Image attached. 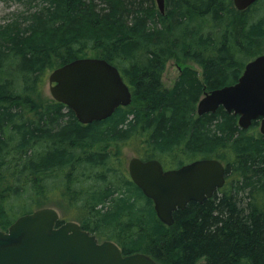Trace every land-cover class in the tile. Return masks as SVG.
<instances>
[{
  "label": "trees",
  "instance_id": "trees-1",
  "mask_svg": "<svg viewBox=\"0 0 264 264\" xmlns=\"http://www.w3.org/2000/svg\"><path fill=\"white\" fill-rule=\"evenodd\" d=\"M14 1L24 11L0 25V229L42 207L37 200L61 196L78 202L89 225L118 222L124 255L144 253L157 264H264L258 121L247 130L222 107L196 113L205 92L234 84L260 55L264 0L244 11L232 0H164L163 13L155 0ZM87 57L116 67L132 102L81 124L44 86L48 72ZM172 58L197 64L201 76L184 67L163 89ZM124 145L168 169L217 159L225 185L175 211L166 226L131 181Z\"/></svg>",
  "mask_w": 264,
  "mask_h": 264
},
{
  "label": "water",
  "instance_id": "water-1",
  "mask_svg": "<svg viewBox=\"0 0 264 264\" xmlns=\"http://www.w3.org/2000/svg\"><path fill=\"white\" fill-rule=\"evenodd\" d=\"M155 1L163 13L164 0ZM256 1L232 0L238 11ZM47 82L51 98L69 108L82 124L102 121L131 103V92L119 71L102 59H76L51 71ZM219 107L237 115L241 129L258 121L264 135V54L247 62L234 84L205 92L196 112L199 116L214 113ZM127 170L166 226L173 224L175 211L211 198L225 183V169L217 159L164 170L156 159L134 156ZM59 218L55 209L45 207L19 216L7 230L0 229V264H157L144 253L124 255L117 244L99 242L74 221L57 225Z\"/></svg>",
  "mask_w": 264,
  "mask_h": 264
},
{
  "label": "rangeland",
  "instance_id": "rangeland-1",
  "mask_svg": "<svg viewBox=\"0 0 264 264\" xmlns=\"http://www.w3.org/2000/svg\"><path fill=\"white\" fill-rule=\"evenodd\" d=\"M23 11L24 9L21 7V5H19L14 0H0V25H4L8 23L13 18H15L16 15H19ZM258 52L260 55H263L264 46L263 47L260 46V48L257 50V53ZM184 67H190L191 69L196 70L198 75L201 76V68L197 64L190 62L189 60L186 61L184 64H180L178 60L172 58L168 60L165 70L162 74V77H161L162 88L163 89L170 88L175 82V80L178 78L180 72L182 71ZM50 73L51 72H48L46 74V77H45L46 84L44 86V94L45 96H49V97L51 96L49 93L47 77ZM256 128H257L256 131L260 133L259 123ZM132 148L133 146L131 145H128V146L124 145V147L122 148V154L127 158V162L129 158L134 157V153L131 152ZM162 167L165 170H168L169 168V166H165V165H162ZM75 188L78 189V193H79L80 191L79 187L75 186ZM72 190L75 191L74 186H72ZM48 201L49 202L47 201L41 202L40 200H37L35 205H37L36 207L43 205L42 207H39L37 209L45 208V207H50V208L55 209L60 216V224L67 222V221H74L81 226L82 224L86 223L90 227V229H93L95 231L92 234H94L99 241H111L121 247V240H122L120 239L121 235L115 229V226L118 222L109 223L108 221H104V224L103 223L98 224L96 222H91L89 225V223L85 222V219H83L84 213H80L78 212V210H76L75 206H78V202L77 203L74 202L73 199L69 200L68 197L57 196V197L50 198ZM144 204L145 203H143L142 201L140 202V204H138V206H141V205L143 206ZM75 216H77L78 218H73ZM201 262H203V260Z\"/></svg>",
  "mask_w": 264,
  "mask_h": 264
},
{
  "label": "bare ground",
  "instance_id": "bare-ground-1",
  "mask_svg": "<svg viewBox=\"0 0 264 264\" xmlns=\"http://www.w3.org/2000/svg\"><path fill=\"white\" fill-rule=\"evenodd\" d=\"M257 1H258V0H257ZM257 1H256V2H257ZM156 4H157V3H156ZM254 4H255V3H254ZM157 7H158V6H157ZM247 9H248V8H247ZM158 10H159V9H158ZM245 10H246V9H245ZM243 11H244V10H243ZM98 59H99V58H98ZM102 60H103V59H102ZM107 63H108V62H107ZM48 86H49V85H48ZM128 88H129V87H128ZM129 90H130V89H129ZM130 92H131V91H130ZM131 102H132V93H131ZM130 104H131V103H130ZM130 104H129V105H130ZM129 105H128V106H129ZM120 107H122V106H120ZM126 107H127V106H126ZM118 108H119V107H118ZM118 108H117V109H118ZM117 109H116V110H117ZM116 110H115V111H116ZM73 114H74V113H73ZM197 115H198V114H197ZM234 115H235V114H234ZM198 116H199V115H198ZM236 116H237V115H236ZM109 117H110V116H109ZM109 117H108V118H109ZM76 119H77V118H76ZM106 119H107V118H106ZM104 120H105V119H104ZM77 121H78V120H77ZM102 121H103V120H102ZM81 124H82V123H81ZM200 160H201V159H200ZM220 163H221V162H220ZM221 164H222V163H221ZM222 165H223V164H222ZM223 166H224V165H223ZM224 169H225V167H224ZM225 182H226V174H225ZM224 185H225V183H224ZM224 185H223V186H224ZM220 189H221V188H220ZM218 190H219V189H218ZM218 190H217V191H218ZM217 191H216V192H217ZM216 192H215V193H216Z\"/></svg>",
  "mask_w": 264,
  "mask_h": 264
}]
</instances>
